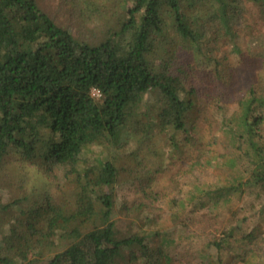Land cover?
I'll list each match as a JSON object with an SVG mask.
<instances>
[{
  "label": "trees",
  "instance_id": "16d2710c",
  "mask_svg": "<svg viewBox=\"0 0 264 264\" xmlns=\"http://www.w3.org/2000/svg\"><path fill=\"white\" fill-rule=\"evenodd\" d=\"M71 1L84 22H101L100 33L75 36L38 0H0V168L7 154L17 152L33 168L52 173L56 183L45 187L46 178L35 175L37 183L28 186L21 177L17 190L0 200V264H163L164 257L169 263L157 243L159 231L120 233L110 189L121 171L109 156L83 151L92 145L115 151L125 129L169 133L173 141V133L189 130L195 90L174 61L175 47H197L200 14L189 10L190 0ZM236 1L204 0L228 28ZM100 12L103 21L96 19ZM170 31L180 44L169 43L166 56L155 58L160 43L175 39ZM146 93L153 99L139 111ZM263 104L251 91L237 117L238 135L245 134L256 158L263 119L255 110ZM136 114L140 121L128 126ZM256 162L261 169L253 173L254 183L264 185V164ZM25 185L29 192L21 196ZM260 232L258 225L242 239ZM232 239L230 230L213 241L219 259L234 248Z\"/></svg>",
  "mask_w": 264,
  "mask_h": 264
},
{
  "label": "rangeland",
  "instance_id": "374dc122",
  "mask_svg": "<svg viewBox=\"0 0 264 264\" xmlns=\"http://www.w3.org/2000/svg\"><path fill=\"white\" fill-rule=\"evenodd\" d=\"M38 2L79 38L91 39L101 28L99 21L87 24L77 17L79 5L71 0ZM190 2L194 9L189 10L200 14L201 35L197 47L176 46L174 58L195 90L187 113L189 130L173 133V141L169 133L134 135L125 129L115 151L107 154L92 145L83 155L109 156L119 167L118 183L110 189L112 219L121 234L159 231L162 240L157 243L171 259L165 263L164 257L163 264H264V185L253 179L261 169L256 161L264 164V104L255 110L263 119L258 127L259 158L246 146L245 134L239 137L237 118L240 102L251 91L264 101V4L237 0L228 28L213 14L215 6L204 0ZM99 17L103 21L104 12ZM173 33L175 39L160 43L155 58L166 56L164 49L177 41ZM152 39L159 41L154 33ZM143 98L139 111L153 99L148 93ZM140 119V114L134 115L128 126ZM1 166L0 200L17 190L21 177L28 186L37 183L35 175L46 178L45 187L56 185L52 173L33 168L17 152L7 154ZM28 186L18 190L21 196L28 194ZM258 225L261 232L253 240L242 239ZM230 230L234 248L219 259L213 241Z\"/></svg>",
  "mask_w": 264,
  "mask_h": 264
},
{
  "label": "built area",
  "instance_id": "2783aa9c",
  "mask_svg": "<svg viewBox=\"0 0 264 264\" xmlns=\"http://www.w3.org/2000/svg\"><path fill=\"white\" fill-rule=\"evenodd\" d=\"M92 93L95 94V95H98V92L94 89H92Z\"/></svg>",
  "mask_w": 264,
  "mask_h": 264
}]
</instances>
